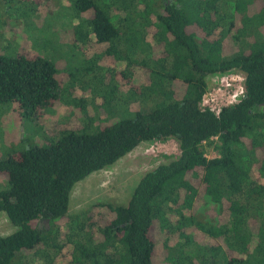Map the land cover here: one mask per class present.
Segmentation results:
<instances>
[{
  "label": "trees",
  "instance_id": "obj_1",
  "mask_svg": "<svg viewBox=\"0 0 264 264\" xmlns=\"http://www.w3.org/2000/svg\"><path fill=\"white\" fill-rule=\"evenodd\" d=\"M51 3L72 19L67 43L84 66L62 87L48 58L0 53V107L22 126L63 103L78 124L0 160V214L14 226L0 264H264V0H0V16L49 40L52 22L34 18ZM229 71L245 93L216 116L202 107L207 77ZM74 88L120 101V116L96 124ZM170 139L179 155L145 172L127 203L71 218L76 184Z\"/></svg>",
  "mask_w": 264,
  "mask_h": 264
},
{
  "label": "rangeland",
  "instance_id": "obj_2",
  "mask_svg": "<svg viewBox=\"0 0 264 264\" xmlns=\"http://www.w3.org/2000/svg\"><path fill=\"white\" fill-rule=\"evenodd\" d=\"M57 10V5L52 3L47 14L42 12L43 9L39 10L40 14H37V17L34 18L36 27H39V29L44 28L47 21H51L52 33L49 35L48 40L46 36L41 37L40 33L36 31L38 29L32 30L31 33H35L33 37L37 39L35 43L31 41L28 33L25 34L22 30L25 27L22 23L14 24L9 21L8 17L3 18V15L0 16V34L4 35L0 37V53H7L9 56L30 53L48 58L47 60L55 65L60 86L66 87L69 83L68 76L74 74L78 69H82L84 62L79 51L67 43L69 39L68 30L73 25L72 19L65 17L63 12L58 13ZM7 24L9 27H7ZM260 39L263 38L260 36ZM97 51H99L98 47H92L90 50L91 53ZM106 63L102 62V65H106ZM140 80L141 74L138 72L135 76L134 85H138ZM218 82V75L208 76V91L215 87L217 89ZM76 87L80 88V85L77 84ZM77 88L71 89V93L74 96L86 99L88 112L96 121V124L111 123L120 116L123 110V107L119 104L120 101L117 103L118 100H116L115 103L104 105L98 96L88 92L84 93ZM216 98L218 99V105L223 107L225 103L222 102L218 94ZM130 107L131 110L139 109L138 103H133ZM20 121L21 118L13 106L0 107V160L8 154L27 146H43L47 138L61 128L78 124L77 119L67 115V108L63 103L56 104L50 113L45 112L39 118V124L26 123L21 126ZM205 154L207 158L217 156L212 147H206ZM178 155L177 143L172 139L140 144L112 167L93 173L76 184L71 194L69 215L71 218L75 216V218L79 217L81 219L83 211L96 203H127L137 181L145 172ZM5 183L6 177L0 176V188ZM40 225L48 227L47 222H42ZM13 230L14 226L5 214H0V236H6ZM200 241L205 243L207 239L201 238Z\"/></svg>",
  "mask_w": 264,
  "mask_h": 264
},
{
  "label": "built area",
  "instance_id": "obj_3",
  "mask_svg": "<svg viewBox=\"0 0 264 264\" xmlns=\"http://www.w3.org/2000/svg\"><path fill=\"white\" fill-rule=\"evenodd\" d=\"M218 80L217 89L215 87L211 91L207 90L202 97V107L211 110L216 116L222 108L238 103L245 93L244 75L239 72L229 71L219 74ZM217 94L225 103L223 107L218 105Z\"/></svg>",
  "mask_w": 264,
  "mask_h": 264
}]
</instances>
